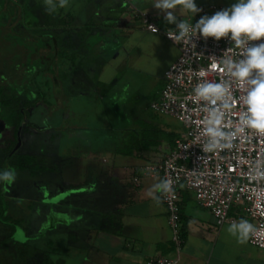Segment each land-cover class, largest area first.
Here are the masks:
<instances>
[{
  "label": "crops",
  "instance_id": "1",
  "mask_svg": "<svg viewBox=\"0 0 264 264\" xmlns=\"http://www.w3.org/2000/svg\"><path fill=\"white\" fill-rule=\"evenodd\" d=\"M156 2L80 0L71 7L67 20L54 26L64 36L50 32L53 36L39 38L52 41V46L42 45L39 54L49 57L53 53L54 71L74 78L72 91L61 94L52 112L64 109L63 96L68 117L88 120V114L95 112L105 126L104 132L95 130L83 145L75 144L68 167L75 177L59 182L64 198L43 203L44 218H51L54 232L64 237L63 242L47 240L51 247L47 243L38 248H50L54 262L148 264L158 257H177L167 212L160 198L157 202L149 196L153 186L162 182L161 174L145 172L147 166L160 164L184 133L176 119L151 108L165 86V71L179 55L162 34L146 30L143 15L162 31L175 26L153 6ZM194 2L197 7H215L210 17L237 0ZM175 15L178 21L197 22L195 14L180 8ZM139 74L146 77L141 79ZM54 84L58 89V80ZM71 134L75 133L69 132L72 138ZM176 194L183 239L178 264H264V250L249 241L238 243L227 230L232 223L241 219L250 223L249 219L232 208L228 221L217 225L183 183Z\"/></svg>",
  "mask_w": 264,
  "mask_h": 264
},
{
  "label": "built area",
  "instance_id": "2",
  "mask_svg": "<svg viewBox=\"0 0 264 264\" xmlns=\"http://www.w3.org/2000/svg\"><path fill=\"white\" fill-rule=\"evenodd\" d=\"M199 8L202 11L195 14L196 21L216 9ZM143 23L147 31L162 34L178 49L177 59L164 73L165 86L160 99L152 103L151 108L176 119L184 129V133L174 142L173 150L163 161L145 168L150 176L160 173L162 181H172L173 191H160L159 198L167 212L172 243L177 252L175 258L158 257L148 264H178L183 239L176 190L182 183L198 206L211 212L217 225L228 221L232 208L249 219L256 229L248 239L249 244L264 250V177L253 178L257 171L264 172V136L247 128L244 132L237 131L241 126L240 114L246 111L243 103L246 93L238 82H233L232 107L224 110L225 117L221 126L226 132H234L235 135L231 137V147L213 152L203 149L208 142L204 132L206 104L198 101L194 94L195 87L200 83L228 80L223 62L227 59L239 61L243 58V49L236 48L228 38L216 41L212 37L204 38L194 33H190L193 35L190 42L173 41L167 36L169 30H160L148 16L143 15ZM175 27L171 30H175ZM261 42L264 39L249 43ZM201 70L206 72L205 77H200Z\"/></svg>",
  "mask_w": 264,
  "mask_h": 264
},
{
  "label": "rangeland",
  "instance_id": "3",
  "mask_svg": "<svg viewBox=\"0 0 264 264\" xmlns=\"http://www.w3.org/2000/svg\"><path fill=\"white\" fill-rule=\"evenodd\" d=\"M79 3L80 0H68L65 8L57 7L50 12L45 0H0V87L5 89L7 96L19 98L21 105L30 101L32 91L37 93V90L44 94V101L47 102H40L29 111L28 123L23 125L19 136L18 153L34 156L38 170H11L13 179L3 184L0 198L3 197L6 206L5 215L21 223L13 239L19 243L29 241L40 249L47 246V240L50 244L51 241L57 243L58 239L61 242L64 240L62 235L58 237L54 232L52 219L44 218L43 203L47 204L49 199L57 197L64 198L59 182L75 177V173L68 168L75 144L83 145L95 130L104 132L102 129L105 127L95 112L88 114V120H83L81 116L79 118L82 120L68 117L63 96L60 102L64 109L52 112L57 108L61 94L72 91L69 88L74 78L69 74L60 76L58 69L54 71L53 53L49 57L39 54L43 53L42 45L52 46L50 38L43 41H39V38L44 34L53 36V32L56 33L55 37L64 36V32L58 31V28L56 30L54 26L65 22L71 7ZM56 4L58 0H53V5ZM48 61L49 65L46 64ZM39 70L43 72L39 73ZM139 75L141 79L146 77L145 74ZM55 79L63 87L61 90L60 86L57 89L54 84ZM172 122L180 128L177 121ZM86 125L87 130L84 128ZM70 131L75 133L71 134L72 138ZM86 132L88 137L85 136ZM42 232L44 236L40 235Z\"/></svg>",
  "mask_w": 264,
  "mask_h": 264
},
{
  "label": "clouds",
  "instance_id": "4",
  "mask_svg": "<svg viewBox=\"0 0 264 264\" xmlns=\"http://www.w3.org/2000/svg\"><path fill=\"white\" fill-rule=\"evenodd\" d=\"M48 11L53 12L59 8H65L68 0H58L53 5V0H45ZM164 13V19L168 24H175V30H169L167 36L173 41L190 42L194 33L204 38L212 37L216 41L228 38L236 48L243 49V58L239 61L225 60L224 70L229 79L215 82H203L194 89L198 101L206 104L207 117L204 121V132L208 142L203 149L213 152L216 149L231 147V137L235 133H229L221 126L225 111L232 107V84L238 82L246 93L243 103L246 111L240 114L241 126L238 132H244L245 128L264 136V42L250 44L251 41L264 39V0H237L229 8L219 10L212 16H201L195 25H190L184 20H177L175 11L180 8L192 15L202 11L194 0H157L153 5ZM157 31V29H154ZM200 77H205L206 72L201 70ZM264 177V172L257 171L256 177ZM0 179L12 180L13 174L5 172ZM155 191L171 193L172 181L164 180L153 186L149 196L159 202L155 197ZM230 234L237 237L238 243H246L251 234L256 232L255 227L247 220L241 219L238 223H232L227 229Z\"/></svg>",
  "mask_w": 264,
  "mask_h": 264
},
{
  "label": "trees",
  "instance_id": "5",
  "mask_svg": "<svg viewBox=\"0 0 264 264\" xmlns=\"http://www.w3.org/2000/svg\"><path fill=\"white\" fill-rule=\"evenodd\" d=\"M62 58V57H61ZM3 89H0V177L5 172L38 170L36 158L32 155L19 154L20 131L28 118V110L39 102L44 101V94L38 93L32 102L21 105L19 100L10 99ZM7 180L0 179V194L3 184ZM2 197V196H1ZM5 204L0 198V264H62L51 258V249L40 250L32 246L29 241L16 242L13 235L20 221L5 215Z\"/></svg>",
  "mask_w": 264,
  "mask_h": 264
},
{
  "label": "flooded vegetation",
  "instance_id": "6",
  "mask_svg": "<svg viewBox=\"0 0 264 264\" xmlns=\"http://www.w3.org/2000/svg\"><path fill=\"white\" fill-rule=\"evenodd\" d=\"M41 72H43V70H39V73H41ZM31 79H32V77H31ZM31 79H30V82H31ZM31 85H32V82H31ZM0 89H1V87H0ZM2 89L5 91L4 88H2ZM37 92L40 93L38 90H37ZM5 94H7L6 91H5ZM36 94H37V93H35V92L32 91V93H31V100H30V101H27V102H25V103L32 102L33 100H35L36 97H37ZM13 98H15L16 100H19V98H17V97L14 96V95L10 96V99H13ZM19 102H20V100H19ZM25 103H24V104H25ZM39 103H40V102H39ZM41 103H43V102H41ZM24 104H23V105H24ZM37 104H38V103H37ZM34 106H35V105H34ZM34 106H33V107H34ZM33 107H32V108H33ZM32 108H31V109H32ZM31 109L28 110V116H29V111H30ZM25 123H26V124L28 123V118H27V120L25 121ZM25 123H24V124H25ZM24 124H23V125H24ZM22 127H23V126H22ZM21 130H22V128H21ZM20 132H21V131H20ZM26 155H28V154H26Z\"/></svg>",
  "mask_w": 264,
  "mask_h": 264
}]
</instances>
